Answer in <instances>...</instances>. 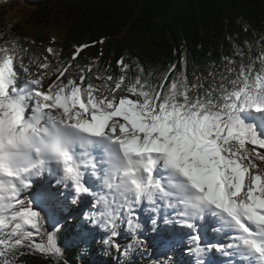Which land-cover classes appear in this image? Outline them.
Listing matches in <instances>:
<instances>
[{
    "label": "snow or ice",
    "instance_id": "obj_1",
    "mask_svg": "<svg viewBox=\"0 0 264 264\" xmlns=\"http://www.w3.org/2000/svg\"><path fill=\"white\" fill-rule=\"evenodd\" d=\"M20 51L0 46V254L29 248L61 257L56 232L64 213L90 196L97 211L86 214L80 235L90 236L94 225L119 250L123 226L132 236L125 254L146 247L140 234L163 238L161 224H179L195 229L186 235L196 264H216L214 250L227 264H264V167L256 163L264 162L256 150L264 149V121L253 115H264V48L207 88L183 73L169 81L174 65L158 85L125 75L85 84L91 69L78 81L66 75L71 64L46 85L47 72L33 76ZM17 59L29 77L23 83ZM46 176L55 177V188L45 180L35 197L22 198L34 178ZM196 221L224 231L228 242L212 243Z\"/></svg>",
    "mask_w": 264,
    "mask_h": 264
},
{
    "label": "trees",
    "instance_id": "obj_2",
    "mask_svg": "<svg viewBox=\"0 0 264 264\" xmlns=\"http://www.w3.org/2000/svg\"><path fill=\"white\" fill-rule=\"evenodd\" d=\"M24 30L33 38L18 36ZM12 43L32 74L45 59L54 70L71 64L68 77L78 81L80 70L90 68L85 84L105 83L98 75H125L127 81L140 77L158 85L174 65L169 81L183 73L190 84L207 88L219 83L221 74L234 77L242 62L264 48V0H0V46ZM16 69L20 83L29 78L19 59ZM79 200L89 203V198ZM75 208L56 232L61 257L22 248L7 258L0 254V264L5 259L8 264H195L184 241L173 235L176 225L161 224L168 229L163 238L151 231L140 234L146 247L125 254L132 242L125 227L118 229L120 249L109 247L102 242L108 233L94 225L90 236L80 235L78 226L89 222Z\"/></svg>",
    "mask_w": 264,
    "mask_h": 264
},
{
    "label": "rangeland",
    "instance_id": "obj_3",
    "mask_svg": "<svg viewBox=\"0 0 264 264\" xmlns=\"http://www.w3.org/2000/svg\"><path fill=\"white\" fill-rule=\"evenodd\" d=\"M20 35H27V37H29V38H33V35L30 33V32H28V31H21L20 33H19V35L18 36H20ZM44 59V58H43ZM46 62V60L44 59L43 60V62H41L39 65H38V67H37V69H36V71L32 74L33 76H36V75H38V74H41V73H44V72H47V76H46V78H45V84L47 85L50 81H55L56 79H57V75H56V73L61 69L59 66H58V69H56V70H54V69H52V66H51V64L49 63V62H47L48 64H49V68L47 69V70H45V69H43L42 67H41V65L43 64V63H45ZM81 71L82 70H80V72L79 73H81ZM69 72H70V69L68 70V73L66 74L67 76L69 75ZM257 115V114H256ZM262 115V114H261ZM261 121H264V115H262V120ZM248 147H252V146H248ZM257 151H260L261 153H264V151H262V150H260L259 148H257L256 149ZM261 167H264V164H259ZM45 180H47V182L48 183H50L51 185H53V187L55 188L57 185H56V183L55 182H53V181H51V178H49L48 177V179H46V178H42V179H39V180H37L36 182H34V186H33V188H31V190L30 189H28V191H26V193H28V194H30L29 195V198H30V200L33 198V197H35L36 196V194H37V192H38V190H39V186L40 185H42V184H44V182H45ZM32 191V192H31ZM31 192V193H30ZM82 198H83V196H81ZM84 198H89V203L88 204H83V200L82 201H80V200H77V202L76 203H74V204H72L71 205V210L73 209V206H76V208H75V211L74 212H76V213H78V212H80V214H81V217L83 218V220H85L86 222H88L87 221V219H86V214H89V213H95L96 211H97V207L96 206H94V204H93V197H90V196H84ZM80 201V202H79ZM91 208V209H90ZM71 210L69 211V212H67V213H64V215H66V216H70V214H71ZM94 210V211H93ZM178 225V224H177ZM47 226V225H46ZM181 227V226H180ZM182 228V227H181ZM193 231H191L190 233H192ZM184 233V232H183ZM182 233V231H179V230H176L175 231V233H173V235L175 236V238L177 239V240H180V241H184V243H185V248H186V252H188V253H190L191 255H192V257H193V260H194V263L196 264V260H197V257H195L190 251H189V249H188V244H189V239H188V236L186 235V234H183ZM221 244H223V243H221ZM210 256H211V258L216 262V264H221V262H225V264H227V261H228V259H230V258H228V257H226V255L225 254H223V253H221V252H219V251H213L212 253H210L209 254ZM237 264H241L239 261L237 262Z\"/></svg>",
    "mask_w": 264,
    "mask_h": 264
},
{
    "label": "bare ground",
    "instance_id": "obj_4",
    "mask_svg": "<svg viewBox=\"0 0 264 264\" xmlns=\"http://www.w3.org/2000/svg\"><path fill=\"white\" fill-rule=\"evenodd\" d=\"M51 178V181L55 182L56 183V180H55V177L54 176H46L44 178H47L48 179ZM31 190V189H30ZM26 191H28V189H26L23 193H22V198L24 199H27V200H30L29 198V195L28 193H26ZM32 192V191H31ZM30 192V193H31ZM166 211H168L169 209H165ZM203 227H207V238L212 242V243H227L228 240H226V238H228L227 235H225L226 233L224 231H220V232H223V233H219L218 231H213L212 228L208 225H204L203 224ZM222 253V252H221ZM226 257H228L226 255ZM229 258V257H228ZM241 263V262H240Z\"/></svg>",
    "mask_w": 264,
    "mask_h": 264
}]
</instances>
